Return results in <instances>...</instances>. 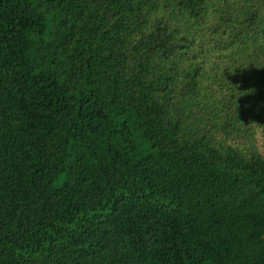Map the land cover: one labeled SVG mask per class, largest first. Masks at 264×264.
Instances as JSON below:
<instances>
[{
  "label": "trees",
  "instance_id": "16d2710c",
  "mask_svg": "<svg viewBox=\"0 0 264 264\" xmlns=\"http://www.w3.org/2000/svg\"><path fill=\"white\" fill-rule=\"evenodd\" d=\"M0 264H264V0H0Z\"/></svg>",
  "mask_w": 264,
  "mask_h": 264
}]
</instances>
